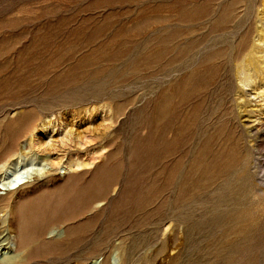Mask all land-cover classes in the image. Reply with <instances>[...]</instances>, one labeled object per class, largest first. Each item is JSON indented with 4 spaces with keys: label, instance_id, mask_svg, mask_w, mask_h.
<instances>
[{
    "label": "rangeland",
    "instance_id": "obj_1",
    "mask_svg": "<svg viewBox=\"0 0 264 264\" xmlns=\"http://www.w3.org/2000/svg\"><path fill=\"white\" fill-rule=\"evenodd\" d=\"M18 159L4 264H264V0H0Z\"/></svg>",
    "mask_w": 264,
    "mask_h": 264
},
{
    "label": "bare ground",
    "instance_id": "obj_2",
    "mask_svg": "<svg viewBox=\"0 0 264 264\" xmlns=\"http://www.w3.org/2000/svg\"><path fill=\"white\" fill-rule=\"evenodd\" d=\"M47 121V120H46ZM43 130L45 135H50L53 131V126L50 121L44 122ZM35 142V140H34ZM34 163L32 161L21 162V160H16L10 165H8L2 175L0 176V190H17L22 185H24L34 167ZM74 164L69 163L65 169L73 167ZM11 228V227H10ZM4 255L5 253L0 252V264H4Z\"/></svg>",
    "mask_w": 264,
    "mask_h": 264
}]
</instances>
